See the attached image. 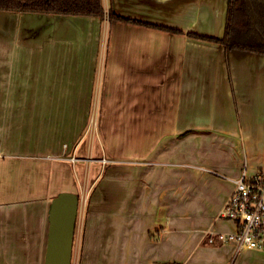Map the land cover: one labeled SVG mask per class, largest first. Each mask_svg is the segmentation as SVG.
Instances as JSON below:
<instances>
[{"label": "crops", "instance_id": "obj_1", "mask_svg": "<svg viewBox=\"0 0 264 264\" xmlns=\"http://www.w3.org/2000/svg\"><path fill=\"white\" fill-rule=\"evenodd\" d=\"M112 3L149 24L0 11V264H45L61 192L81 198L73 264H264L210 242L264 167V54L189 35L223 36L228 0Z\"/></svg>", "mask_w": 264, "mask_h": 264}, {"label": "trees", "instance_id": "obj_2", "mask_svg": "<svg viewBox=\"0 0 264 264\" xmlns=\"http://www.w3.org/2000/svg\"><path fill=\"white\" fill-rule=\"evenodd\" d=\"M0 11L104 18L107 10L104 0H0ZM108 11L111 22L118 20L141 25L149 24L116 13L112 0H110ZM152 26L177 30L155 24ZM189 35L225 44L228 49L238 48L264 54V0H228L223 36L206 35L194 31L189 32Z\"/></svg>", "mask_w": 264, "mask_h": 264}, {"label": "built area", "instance_id": "obj_3", "mask_svg": "<svg viewBox=\"0 0 264 264\" xmlns=\"http://www.w3.org/2000/svg\"><path fill=\"white\" fill-rule=\"evenodd\" d=\"M220 216L235 224L232 232H217L210 242L237 244V250H264V167L249 173L246 165Z\"/></svg>", "mask_w": 264, "mask_h": 264}, {"label": "water", "instance_id": "obj_4", "mask_svg": "<svg viewBox=\"0 0 264 264\" xmlns=\"http://www.w3.org/2000/svg\"><path fill=\"white\" fill-rule=\"evenodd\" d=\"M80 195L61 192L50 209V229L45 264H73L74 239Z\"/></svg>", "mask_w": 264, "mask_h": 264}, {"label": "rangeland", "instance_id": "obj_5", "mask_svg": "<svg viewBox=\"0 0 264 264\" xmlns=\"http://www.w3.org/2000/svg\"><path fill=\"white\" fill-rule=\"evenodd\" d=\"M107 7V11H106V15L107 14H109L108 13V10H109V8H108V5L106 6ZM204 14H206V13H204ZM109 16V15H108ZM28 20V19H27ZM22 23H24V22H22ZM21 23V24H22ZM32 24L34 25V26H38L37 24H34L33 23V21H31V19H29V27H31L32 26ZM42 24V23H41ZM39 25L38 27H34V32H39V33H35L36 35L34 36V37H29V41H33V42H29V44H31V43H35L36 42V44H41L40 42L42 41V39H40V29H39V27H41L42 25ZM18 25V24H17ZM201 25H204V24H201ZM19 26H23V24L22 25H18V28H19ZM208 28L209 29H212L213 28V25L211 24V23H209V26H208ZM23 29H25V28H23ZM71 31V30H70ZM72 31H74V29H72ZM3 32H5L4 30H3ZM7 33H8V31H6ZM61 39V38H60ZM1 40V39H0ZM2 42H5L4 40H1ZM5 44V43H4ZM39 48H40V46H39ZM42 58H43V54L42 53H40V51H34L33 52V54L31 55L30 54V56H29V68H30V70H29V76L30 77H33V78H38V79H41L42 78V76H41V74H40V69H37L38 68V64L40 63L41 65H42ZM16 61H17V63H18V65H20V64H22V59H20L19 58V55H17V59H16ZM17 105H19V104H17ZM90 123V122H89ZM89 123H88V126L90 127V132H93V133H95V130H96V123H97V118H95V117H93L92 118V122H91V125H89ZM53 131H54V133H57V135H66V134H68L66 131H64V130H61L60 132L61 133H58V127L56 126V125H53ZM68 140H70V139H68ZM68 140H66V143L68 142ZM104 160H105V158H104Z\"/></svg>", "mask_w": 264, "mask_h": 264}, {"label": "bare ground", "instance_id": "obj_6", "mask_svg": "<svg viewBox=\"0 0 264 264\" xmlns=\"http://www.w3.org/2000/svg\"><path fill=\"white\" fill-rule=\"evenodd\" d=\"M76 26V25H75Z\"/></svg>", "mask_w": 264, "mask_h": 264}]
</instances>
